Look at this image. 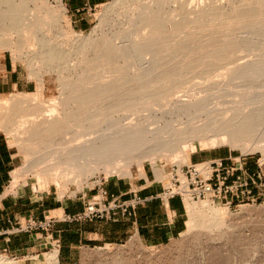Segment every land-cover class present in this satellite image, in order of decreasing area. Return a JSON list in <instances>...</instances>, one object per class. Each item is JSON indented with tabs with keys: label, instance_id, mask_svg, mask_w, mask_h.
Instances as JSON below:
<instances>
[{
	"label": "bare ground",
	"instance_id": "1",
	"mask_svg": "<svg viewBox=\"0 0 264 264\" xmlns=\"http://www.w3.org/2000/svg\"><path fill=\"white\" fill-rule=\"evenodd\" d=\"M29 1L0 0V49L4 48L12 52L16 59L26 60L33 69L31 77L40 86L43 85V74L57 72L61 77L62 97L52 101L50 106H45L39 101L42 94L41 88H43L39 87L32 96L15 95L11 99L1 101L0 127L6 128L9 133L16 132L15 135H25L27 145L32 144L34 147L44 149H38V153L43 152L42 157L46 156L44 162L57 163L54 166L50 164V167H45L42 177L50 176L56 180L62 174L61 172L65 176L66 171L68 175L66 174L65 178L82 185L90 178L91 175H88L91 172L95 173L101 168H113L116 172L128 174V169L135 164L137 158L141 159L157 151L168 155L181 152L184 145L194 142H197L200 147L210 148L229 144L234 148H241L245 154L252 152L264 154L263 94L235 95L239 99L236 102L223 99L217 103L198 102L180 105L173 112H168L172 115L183 111L186 113L195 111L197 114L206 112L208 118L177 127L163 124L164 122L159 120L160 124L155 129H150L144 123L141 125L132 124L131 121L125 123L128 119L126 114L129 112L126 110L127 103L137 96L133 91H126V87L148 84L149 95L152 92L156 95L155 98H159L158 100L163 103L177 85L169 84L177 80V78L174 79L176 74L169 73L167 76H162L163 74L160 73L170 62L166 57L164 58L167 60L164 59V61L163 57H160L161 53L171 48L159 42L163 32L169 26L177 24L176 17L182 16L185 22L200 24V22L228 20L231 16L242 22L253 16L256 29L262 32L264 0H206V3L203 1L204 3L194 9L188 8L187 4L180 0H115L114 5L107 8L105 17L98 26L104 28L109 25L112 38L94 40L92 35L88 36L76 41L75 49H73L75 51L70 53L60 49V46L45 33L48 27L56 31L59 29L57 25L47 24V21L45 22L47 25L44 24L45 20L42 23V16L36 17L31 12ZM58 2L62 4V0ZM174 4L180 6L173 7ZM45 5L47 6L46 2ZM46 18L47 16L43 17V19ZM57 22L60 23V21ZM257 30L253 37H249L251 38L250 45L248 44L249 50L264 46V39L258 38L262 33L257 37ZM16 35L21 39L29 37L32 41L24 40L26 44L24 48L15 45L11 37ZM5 36L10 38L6 39ZM22 40L19 39L18 43ZM156 42L159 43L156 44ZM152 52L154 56L147 58ZM73 59L77 60L76 66L70 65ZM252 62L259 63L264 60L257 59ZM253 63L246 65L249 67H243V69L251 71V66L255 64ZM94 66L103 67L106 72L103 74H94L90 71L78 73V68L92 69ZM256 67L253 71L259 72L261 69L256 70L259 66ZM250 71L246 74H250ZM146 80L149 81L146 82ZM167 83L168 86L173 87L170 86L171 88L168 89ZM159 87L160 91H164L161 95H157ZM145 91L147 92L144 90L139 95L146 98ZM231 104L235 105L233 109H222ZM215 108L218 109L214 110ZM140 111L141 109H138L136 113ZM119 113L123 116L117 117ZM230 113H232L231 116H229ZM13 120L16 122L11 124ZM169 120L171 121L170 118ZM179 121L182 120L179 119ZM15 125H17L16 128H13ZM171 140H177L178 143L172 145ZM118 160L125 162L126 166L117 165L121 162ZM189 163L186 159H182L181 165H174L182 167L183 164ZM62 167L65 171H60ZM156 170L162 178L160 169ZM20 177V172L15 173L13 185L18 183ZM186 207L191 214V221L188 223L190 233L199 227L209 231L222 229L227 223V210L215 206L210 199L201 203L187 201ZM57 254L44 255V259L38 264H59ZM0 264L17 263L0 259Z\"/></svg>",
	"mask_w": 264,
	"mask_h": 264
},
{
	"label": "rangeland",
	"instance_id": "2",
	"mask_svg": "<svg viewBox=\"0 0 264 264\" xmlns=\"http://www.w3.org/2000/svg\"><path fill=\"white\" fill-rule=\"evenodd\" d=\"M203 1L205 2L206 0H180V2L186 3L190 9L196 8L204 3ZM113 2H115V0H109L106 4L92 12L95 14V22L93 27L85 32L73 29L67 14V9L64 4H60L58 0H30L29 5L32 10L31 12L36 17L42 16V23L45 20L44 24L48 22L47 24L51 23L57 25L56 27L59 31L48 27L45 29V33L54 40L56 45L60 46V49L66 53H70L75 51L73 49H75L74 43L76 41L85 39L88 36L92 35L94 40H110L112 38V31L109 25H106L104 28H99L98 26L102 18L105 17L104 15L107 8L114 5ZM179 6L178 4L173 5V7ZM43 15L47 16V20L43 19V17H46ZM176 18L177 24L169 26L163 32L159 42L161 45L171 48H167L161 53L160 57H163V60L168 59L170 62L160 73L161 75L163 74L162 76H167L169 73L176 74L174 79L177 78V80L169 84L177 85H175V89L169 96L164 99L163 103L158 100L159 98L156 99V95H153L152 92L150 94L151 96L149 95L150 91L148 90V84L143 83L144 85L139 84V86L131 85L126 87V91H133L137 96L127 103L126 110L129 112L126 114L128 119L125 123H129L130 121L132 124L139 123V125H141L144 123L150 129H155L160 124L158 122L159 120L162 123L164 122L163 124L177 127L181 124L199 121L200 119L206 120L208 118L206 112L197 114L195 111H190L189 113L183 111L176 115H172L168 112H173L180 105L196 104L198 102L217 103L223 99L236 102V100L239 99L235 95H264V62H254L255 64L252 62L257 59L264 60V46L255 50L248 49V47H250L248 44L250 45L251 42V38L249 37H253V34L257 30L255 27L256 25H254L255 17L252 16V18H246L240 22L231 16L228 17V20H214L213 22H200V24L199 22H185L182 16ZM192 18L194 19L195 17ZM57 21H60V23ZM263 30L262 32L258 30V33L256 32L257 37L258 34L262 33V35L258 37L260 40L261 38L264 39ZM257 37L255 35V38ZM4 38L7 39L10 38V36H5ZM11 38L14 39L15 45L23 46V48L26 47L24 40H30L29 37H24L22 40L17 35ZM19 39L20 41L22 40L21 43H18L20 42ZM246 39L248 40L246 41ZM31 41L32 39L29 42ZM159 42H156V44ZM171 50L174 52L172 53ZM5 55H8L12 61L18 65L19 70L26 71L29 78L36 82V80L31 77L33 69H31L32 67H30L26 60L16 59V56L14 57L12 52L2 48L0 49V63L3 61ZM153 56L154 54L152 52L147 58L150 59ZM224 57L225 60L227 59L226 61L223 60ZM76 62L77 60L73 59L70 65L76 66ZM251 63H253L255 67L259 66L258 68L256 67V70L259 68L261 70H259V72L253 71V69L255 70L254 66H251V71L250 69H248V71L243 69V67H249L246 65H250ZM81 68L77 69L78 73L90 71L94 74H103L106 72L103 67L99 68L94 66L92 69L86 67ZM249 71L250 74H246V72L249 73ZM245 77L249 81H247ZM247 77L252 78L249 79ZM45 78L48 81V91L46 93L44 92ZM148 81L149 80H146V82ZM166 86L168 89L173 87L168 86V83ZM166 86L164 84V89ZM37 87H43L41 88L42 94L39 101L45 106H50L55 99L57 100L62 97L60 90L61 77L57 72H46L43 74V85ZM161 88L163 89V87ZM144 90H147V92L145 91L147 95L146 98L143 95H139V93ZM161 92L164 93V91H160L159 87L157 95H161ZM32 93L15 92L9 95H3L0 96V102L11 99V97L15 95L32 96ZM226 95L227 97H225ZM234 107L235 105L231 104L224 106L222 109L229 110ZM138 109H141V111L136 113ZM216 109L218 108L214 110ZM166 112L168 113L166 114ZM231 115L232 113L229 114V116ZM122 116V113L117 114V117ZM179 119L182 121H179ZM15 122L16 120H13L11 124ZM16 126L17 125L13 128H16ZM0 133L8 138L9 143L15 147L19 154L17 169L14 171L11 183L7 188V194L14 198L24 197L30 199L41 197L47 193H50V195L54 197H59V199L63 197H74L85 190L84 188L90 178L96 176L109 178L110 181L118 178L135 180L141 177L147 178V176L151 177L154 175L158 181L167 183L168 178L166 179V177L171 166L174 164L181 165L180 161H182V159H186L187 163H189L190 161L201 162L215 158H225L230 155L234 158L246 156V158L249 159L260 160L261 164L264 165V154L261 152L245 154L241 148H234L229 144L210 148L200 147L197 142H194L184 145L181 152H174L168 155L157 151V153L148 154L141 159L137 158L135 164L133 163L134 165H131L130 169H128V174L116 172L113 168H101L95 173L89 172V175L87 172V175L91 176L86 183L81 185V183L79 184L71 181L69 178H65L68 173L65 171L64 167H62L63 169L60 168V171L64 170L66 173L65 176L64 173L61 172L63 176L61 174L56 180L50 176L46 178L42 177V173L47 167H50V164L54 166L57 163L52 161L47 164L44 162L46 156L42 157L41 154L43 152L38 153L40 147H34L32 144L31 146L30 144L27 145L28 142L25 135H15L16 132L9 133L4 127H0ZM171 143L172 145H176L178 141L171 140ZM40 150L44 149L41 148ZM117 165H120V167L126 166V163L121 161ZM156 169H160L164 178L159 177ZM19 172L21 177L18 183L13 185L14 175ZM215 206L227 210L226 228L223 227L222 229L209 231L199 227L196 228L194 232L192 230V233H190V228H188L180 238L167 245L158 247L144 246L136 240H129L127 243L123 242L124 247L112 246L109 251H100L98 249L94 251L87 250L89 253L87 257L84 255L86 251L80 249L77 264H264V202L257 201L252 203L245 200L239 203L235 201L232 206H226L223 202H217ZM187 212L190 219L189 221H191V214L188 210ZM197 219H199V217ZM56 239L55 237L54 240H51V248L48 250L42 249L39 252L23 253L18 256L11 255L8 251L0 249V259H6L17 264H38V262L44 259V255L52 254L55 250H59ZM100 252L101 254H99ZM123 252L126 253L123 254ZM59 264H61V262ZM62 264H66V260L63 259Z\"/></svg>",
	"mask_w": 264,
	"mask_h": 264
},
{
	"label": "crops",
	"instance_id": "3",
	"mask_svg": "<svg viewBox=\"0 0 264 264\" xmlns=\"http://www.w3.org/2000/svg\"><path fill=\"white\" fill-rule=\"evenodd\" d=\"M109 0H62L67 9L74 30L85 32L93 27L94 10L106 4ZM34 84V85H33ZM34 86V87H33ZM39 83L29 78L26 71L19 70L18 65L5 55L0 63V96L15 92L32 93L39 89ZM48 91V81L45 78L44 92ZM231 155L225 157L229 164H235ZM19 154L8 138L0 133V228H7L10 222L29 217L43 219L45 216L63 217L75 215L84 210L85 199L82 193L74 197H54L47 193L41 197L26 199L14 198L7 194V188L17 169ZM250 175H259L263 186L252 188L249 200H264V165L260 160L242 158L237 161ZM165 182L156 177L147 176L139 179H112L106 184L111 195L122 200L134 197L145 199L138 205L134 215L122 217L117 215L111 220H95L93 222H58L51 232L35 235L20 234L13 236L10 242L0 238V249L18 256L23 253L39 252L50 249L52 242L47 238L56 237L60 242L58 260L66 264H77L79 250L86 245L102 246L119 244L136 240L145 246H164L180 238L188 229L189 217L186 203L181 198L163 201L160 197ZM92 193H88L90 197ZM48 235V236H47ZM57 254V257H58ZM59 262V263H60Z\"/></svg>",
	"mask_w": 264,
	"mask_h": 264
},
{
	"label": "built area",
	"instance_id": "4",
	"mask_svg": "<svg viewBox=\"0 0 264 264\" xmlns=\"http://www.w3.org/2000/svg\"><path fill=\"white\" fill-rule=\"evenodd\" d=\"M242 158H246V156L232 158L235 164H229L224 158H215L201 162H191L182 167L172 165L167 174L168 182L164 185L160 197L166 202L178 197L184 203H187V201L201 203L210 199L214 204L223 202L226 206H232L235 201L239 203L245 200L252 203L257 202L249 200L252 188L263 185L259 181V175H250L237 163ZM108 182L109 178L101 176L89 179L84 188L86 191H82V196L85 199L82 212L63 217L48 215L43 219L29 217L10 222L7 228H0V238L4 237L7 242H10L13 236L20 234L32 236L39 233H49L56 223L62 221L69 223L93 222L95 220H111L117 215L129 217L134 215L138 205L145 202V199L140 197L122 200L120 197L111 195L105 187ZM88 193H92V195L89 197ZM47 238L50 241L53 240L51 236ZM56 242L57 247L60 248V242ZM112 246L124 247L123 243L102 246L86 245L81 250L86 251L84 255L87 257L89 256L87 250L109 251Z\"/></svg>",
	"mask_w": 264,
	"mask_h": 264
}]
</instances>
